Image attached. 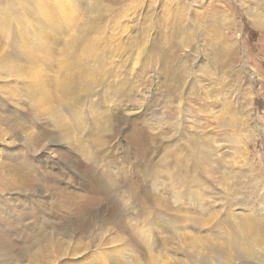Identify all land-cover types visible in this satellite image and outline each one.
Listing matches in <instances>:
<instances>
[{"label": "rangeland", "instance_id": "obj_1", "mask_svg": "<svg viewBox=\"0 0 264 264\" xmlns=\"http://www.w3.org/2000/svg\"><path fill=\"white\" fill-rule=\"evenodd\" d=\"M262 121L264 0H0V264H264Z\"/></svg>", "mask_w": 264, "mask_h": 264}, {"label": "bare ground", "instance_id": "obj_2", "mask_svg": "<svg viewBox=\"0 0 264 264\" xmlns=\"http://www.w3.org/2000/svg\"><path fill=\"white\" fill-rule=\"evenodd\" d=\"M51 23H52V21H51ZM86 30H87V28L84 29V32ZM72 48H74V47H72ZM81 61L82 60H80V58L71 59V61H69L67 64H65L64 71L62 72V74H60V77L57 81L58 87H60L61 90H63V92L66 94H70L72 96L73 95L75 96L77 90H83L85 92V94L87 95L91 90V86H90L91 77L89 76V74H91V71L89 72V66H87V63H85V62L81 63ZM61 70H62V68H61ZM83 101H85L84 98L81 99V103L79 105H75L74 102L73 103L71 102V103H68L66 107H67V109H70V110L71 109L80 110L81 105L83 104ZM75 110H74V112H76ZM129 113H132V112H129ZM129 113L126 114V116L129 115ZM76 118H77L78 123L83 126L82 116L78 115ZM262 123H263V121H262ZM263 125H264V123H263ZM117 129L119 130V127ZM261 130H262V132H264V127H261ZM263 136H264V134H263ZM251 243H256V242H251ZM239 255L240 256L243 255V259L246 258L249 261H254V256H252V257L248 256L247 252H246V255H244L243 252L240 253V251H239ZM118 264H126V263L119 261Z\"/></svg>", "mask_w": 264, "mask_h": 264}]
</instances>
